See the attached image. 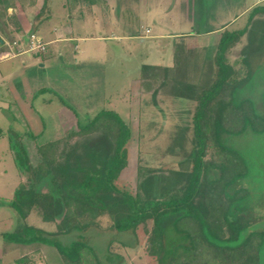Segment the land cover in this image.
I'll return each mask as SVG.
<instances>
[{"label":"rangeland","instance_id":"374dc122","mask_svg":"<svg viewBox=\"0 0 264 264\" xmlns=\"http://www.w3.org/2000/svg\"><path fill=\"white\" fill-rule=\"evenodd\" d=\"M80 1L72 5L71 0H46L36 21L48 17L39 24L33 16L36 0L32 5L22 0L24 7L16 3L15 15L24 14L25 22L34 26L45 52L40 57L24 54L9 61L0 59V101L9 107L6 110L3 105L0 110V129L4 133L31 132L37 137L26 139L30 147L61 137L100 111H112L130 129L127 170H136L137 155L142 165L155 169V185L151 186L153 196L160 199L182 185L194 153L193 102L186 97L185 88L207 84L219 31L243 28L250 10L264 5V0ZM256 19L229 55L232 62L244 54L249 68L248 80L234 92L232 100H249L254 112L264 119V18ZM68 26L72 35L66 38ZM29 29L24 28L25 33ZM9 30L13 33L14 28ZM177 60L176 75H183L178 85L185 90L182 94L178 95L179 89L165 94L137 93L142 66L171 68ZM219 140L244 159L245 175L228 189L230 193L246 191L241 214L251 231L264 232V130L222 134ZM17 182L5 136L0 140V261L11 264L40 249L33 257L34 264H61L53 247L19 246L1 238L2 233L18 229L12 212L2 202L10 201ZM106 221L101 219L102 228L72 232L55 240L62 245L82 240L94 250L100 264H112V259L116 264H151L138 255L142 245L137 246L130 232L111 230L105 227ZM25 224L54 232L52 224L42 223L34 214ZM259 264H264V238Z\"/></svg>","mask_w":264,"mask_h":264},{"label":"trees","instance_id":"16d2710c","mask_svg":"<svg viewBox=\"0 0 264 264\" xmlns=\"http://www.w3.org/2000/svg\"><path fill=\"white\" fill-rule=\"evenodd\" d=\"M21 1L0 0V33L10 34L8 26L14 28L12 32L21 33L15 13L6 15L8 8H15L18 2L22 5ZM256 18H264V5L250 10L243 28L220 30L207 84L185 88L186 97L193 102L190 123L194 153L182 185L160 199L153 196L151 186L155 185V169L142 165L137 155L136 170H127L130 129L112 111H100L61 137L30 147L26 139L35 140L36 135L0 129V140L6 136L18 177L10 201H2L18 229L2 233L1 238L19 246L53 247L61 264H100L87 243L75 240L62 245L55 237L102 228L101 219L105 218V227L130 232L137 246L142 245L138 255L151 264H259L264 232L251 231L241 214L246 191L230 193L228 189L245 175L246 164L237 151L222 146L219 140L222 134L264 130V119L254 112L249 100H232L249 78L247 57L239 54L238 60L229 59ZM262 29L264 43V24ZM5 51L3 42L0 56ZM33 54L41 56L43 52ZM179 64L177 60L171 68L142 66L137 93L165 94L179 89L178 95L182 94L185 90L178 85L183 75H176ZM262 104L264 107V95ZM3 105L9 109L0 101V110ZM31 214L42 223L52 224L54 232L26 225ZM38 251L11 264H34Z\"/></svg>","mask_w":264,"mask_h":264},{"label":"crops","instance_id":"0c3cea01","mask_svg":"<svg viewBox=\"0 0 264 264\" xmlns=\"http://www.w3.org/2000/svg\"><path fill=\"white\" fill-rule=\"evenodd\" d=\"M78 1V2H77ZM77 1H74V3L72 4V5H74V4H79V2H80V0H77ZM263 1V0H262ZM34 2V1H33ZM77 2V3H76ZM29 3V2H28ZM46 4V0H36V3H35V6H33V7H36V12L35 13H33V16H34V18H35V24H39L40 23V21L41 20H44L45 18H47L48 16H44L42 19H40L39 21H36V18L37 17H39L40 16V14H41V10H42V8L44 7V5ZM30 5H32V4H30ZM21 6H23V5H21ZM25 6V5H24ZM23 6V7H24ZM19 7H20V5H19ZM22 7V8H23ZM17 8V5L15 6V8H8L7 10H6V15H10L11 13H14V9H16ZM21 8V7H20ZM19 11V10H18ZM23 11V9L21 10V12ZM69 14H71V13H69ZM25 15L24 14H22L21 16L19 15V14H17L16 13V18H17V21H18V23L20 24V26H21V33H15V32H13V33H6V31L4 32L3 31V33H0V38L2 39V41L3 42H5V43H9L10 42V39H13L12 40V42H15V43H17V45H18V47H19V49L20 50H25L26 49V46H27V38L31 35V34H33V35H35V28H34V26L29 22V23H27V21L25 22V17H24ZM25 22V23H24ZM26 27H28V28H30L29 29V31L30 32H26L25 33V31H24V28H26ZM8 28H11L10 26H8ZM65 29H66V38L67 37H69L70 35H72V30H71V28L68 26V27H65ZM12 31V30H11ZM55 31V30H54ZM13 35H15V36H13ZM13 36V37H12ZM35 37L36 38H38L40 41H42L43 43H44V41H43V39H41L40 38V36L39 37H37L36 35H35ZM47 43H50V41H48ZM41 53V52H40ZM24 54H26L25 56L26 57H29V56H32V53H23V54H20V55H17V56H19V57H21V56H24ZM34 55V54H33ZM17 56L15 57V58H17ZM38 57H40V56H38ZM14 59V58H13ZM10 60H12V59H10ZM2 61H5V60H2ZM6 61H9V60H6ZM3 110V109H2ZM38 250H40V249H38Z\"/></svg>","mask_w":264,"mask_h":264},{"label":"built area","instance_id":"2783aa9c","mask_svg":"<svg viewBox=\"0 0 264 264\" xmlns=\"http://www.w3.org/2000/svg\"><path fill=\"white\" fill-rule=\"evenodd\" d=\"M27 46L25 50H20L17 43H5L6 51L0 56L1 60H10L15 58L17 55L23 53H36V52H45L44 44L35 37V35L31 34L27 38Z\"/></svg>","mask_w":264,"mask_h":264},{"label":"water","instance_id":"95a60500","mask_svg":"<svg viewBox=\"0 0 264 264\" xmlns=\"http://www.w3.org/2000/svg\"><path fill=\"white\" fill-rule=\"evenodd\" d=\"M3 44V41H2V39L0 38V45H2Z\"/></svg>","mask_w":264,"mask_h":264}]
</instances>
